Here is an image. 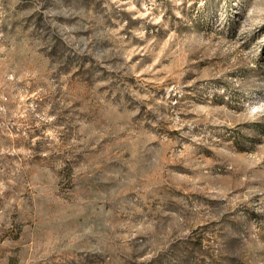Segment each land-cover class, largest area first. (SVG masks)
<instances>
[{
    "label": "rangeland",
    "instance_id": "obj_1",
    "mask_svg": "<svg viewBox=\"0 0 264 264\" xmlns=\"http://www.w3.org/2000/svg\"><path fill=\"white\" fill-rule=\"evenodd\" d=\"M0 264H264V0H0Z\"/></svg>",
    "mask_w": 264,
    "mask_h": 264
}]
</instances>
